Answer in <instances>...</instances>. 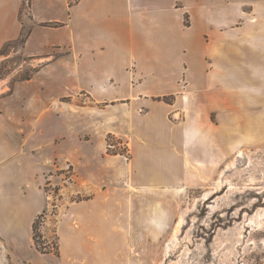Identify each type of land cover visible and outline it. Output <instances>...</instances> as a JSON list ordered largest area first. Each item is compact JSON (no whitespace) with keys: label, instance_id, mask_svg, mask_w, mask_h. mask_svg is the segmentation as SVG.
<instances>
[{"label":"crops","instance_id":"crops-1","mask_svg":"<svg viewBox=\"0 0 264 264\" xmlns=\"http://www.w3.org/2000/svg\"><path fill=\"white\" fill-rule=\"evenodd\" d=\"M23 37L36 67L0 92L3 191L11 162L45 177L66 149L75 168L101 155L115 180L67 206L58 252L31 264H137L143 231L164 227L146 201L203 187L264 144V0H0V57Z\"/></svg>","mask_w":264,"mask_h":264},{"label":"rangeland","instance_id":"rangeland-1","mask_svg":"<svg viewBox=\"0 0 264 264\" xmlns=\"http://www.w3.org/2000/svg\"><path fill=\"white\" fill-rule=\"evenodd\" d=\"M21 49L20 40L3 48L0 92L35 70L36 66L23 60ZM7 54L11 56L6 58ZM78 103L91 102L82 94ZM110 142L116 146H109L108 152L129 154L123 141L110 138ZM64 154L59 161L56 155L49 157L45 177L36 175L44 166L35 160L27 156L19 157L20 162L11 159L7 167L11 179L5 184L8 195L0 181V264H31L36 256L42 258L39 249L56 255L58 222L67 206L86 199L93 188L107 189L115 182L104 169L101 155L91 154L86 161L80 155L75 168L69 164L75 159L73 153L66 149ZM61 165L64 173L57 170ZM124 196L120 198L123 205ZM155 200L146 203L159 205L164 227L158 238L143 231L137 264H264V144L238 151L207 185ZM42 205L46 208L34 217L35 234L34 222L29 225V221ZM44 264L54 263L44 258Z\"/></svg>","mask_w":264,"mask_h":264},{"label":"trees","instance_id":"trees-1","mask_svg":"<svg viewBox=\"0 0 264 264\" xmlns=\"http://www.w3.org/2000/svg\"><path fill=\"white\" fill-rule=\"evenodd\" d=\"M25 40V37H23L22 39H20V42L21 43H23V41ZM31 76V74H29L28 76H26V78H29ZM36 222L37 221H34V223H33V228H34V233L36 234ZM35 234H34V239H35V243H36V237H35ZM37 245V244H36ZM37 248L39 249V247L37 246ZM40 251H42V252H48V251H44V250H41V249H39Z\"/></svg>","mask_w":264,"mask_h":264}]
</instances>
